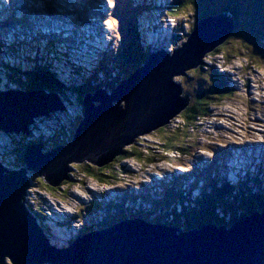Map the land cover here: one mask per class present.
Here are the masks:
<instances>
[{
    "label": "water",
    "instance_id": "1",
    "mask_svg": "<svg viewBox=\"0 0 264 264\" xmlns=\"http://www.w3.org/2000/svg\"><path fill=\"white\" fill-rule=\"evenodd\" d=\"M233 25L228 13L199 19L171 54L150 55L112 93L104 89L84 93L82 117L69 141L48 151L42 150V143L27 144L19 169L0 163V264L6 257L11 264H264V211L244 216L229 228L206 224L178 232L125 219L89 229L69 246L56 248L22 203L29 184L26 170L57 187L69 179L71 164L86 160L102 167L123 153L122 146L138 134L156 130L179 114L190 96L183 95L173 76L197 67L207 52L230 36ZM56 69H48L46 76L66 86ZM64 109L55 91L0 88V132L26 135L35 118Z\"/></svg>",
    "mask_w": 264,
    "mask_h": 264
},
{
    "label": "rangeland",
    "instance_id": "2",
    "mask_svg": "<svg viewBox=\"0 0 264 264\" xmlns=\"http://www.w3.org/2000/svg\"><path fill=\"white\" fill-rule=\"evenodd\" d=\"M132 1L133 6H136L138 11H130L125 17H130V19L136 23L138 33L143 36V39L140 37L141 46L152 48L153 43H155L159 47L158 49L162 48L168 51L169 49L172 50L174 47L180 46L186 40L185 37L192 27L191 20L194 16L193 10H190V12L185 10L183 12L184 15L173 17L167 15L162 7V5L165 6L168 0ZM112 2L113 0H111V5ZM77 5H79V3H77ZM79 8H82L81 5H79ZM132 12L134 16H131ZM106 22L108 26L111 25V29H115V19L111 18ZM12 28L15 27L12 26ZM24 29L25 28H19V30ZM104 29H106V25H103L102 30ZM140 30L142 33H140ZM19 32L22 33V31ZM177 34L182 37L177 38ZM14 36V38L17 39L15 34ZM2 39V35L0 34V85L13 86L11 83H13V76H16V73L13 70L14 68H11L13 66L11 65L12 63L18 60L19 65L23 66V63L27 60L36 62L45 59L43 57H34L32 52L24 49V47L19 49L18 46L9 43L7 39L2 43ZM64 40L66 42L71 39L67 37ZM116 43L117 36H112V40H110L108 45V48H111L109 50L110 52L115 53L114 47ZM243 46L246 45L243 44ZM108 54L110 53L105 52L101 55L105 58H109L107 57ZM255 56L258 57L254 59L258 67L252 68L249 66L245 69L242 66L246 63L242 58L235 59L231 56L229 61H224L217 55L216 59L219 60V63L215 62L213 65L218 70H223L221 64L230 62V65H228L224 71L226 72L227 70L228 73L233 76V82H235L237 91L230 98H224L220 103H216L217 105H212V115L207 119L198 120V127L192 128L186 126L188 128L186 132L188 138L186 142L183 141L182 143L185 146L188 145V150L179 153H172L171 151H169L171 153H165L161 149L159 143L162 142L166 133L153 130L136 136V138L139 137L141 140L137 145L139 148L144 149V153L152 158L151 161L147 162L144 159V161L139 162L135 158H126L119 162L131 171L128 181L127 179L124 181L118 171H114L113 173L115 174L111 173L110 175L113 176V178L111 177L110 180L105 183L95 181L92 177L80 175L77 169H70L67 174L72 178L71 180H63L57 187H51L42 182L36 172L26 170L29 184L25 188V204L33 211L38 210L36 212L40 214V217H36V219L41 220L39 223L44 229V222L48 223L53 221L52 219L56 221V211L59 213L66 212L67 217H69L67 225L62 224V221H60L57 226L58 232L60 231L63 237L66 238L74 237L75 234L73 233L76 231H87L84 228L85 226L89 227L97 222L101 224L105 221L113 222L109 213H107V209L98 210L97 208L109 201L117 203L119 201L117 198L122 195L125 196L122 197L124 200L123 207L121 209H119V205L116 207L119 210L118 212H122L123 215L117 213V216H130V212H135L137 210V213H142L143 211L147 212V219L152 220L156 218V214L158 213L156 209L158 207H154L149 201L142 202L139 196L145 195L144 198L149 199L148 197L150 195L153 199L155 198L157 201L160 200L161 202L162 198L159 196L163 189L161 186L164 183L168 186L165 190L166 192L163 191L166 195L178 194L176 197L180 195L186 197V195H189V198L192 199L196 198L200 191H211L209 182L205 179V177L209 175H211L213 179H216L218 183L217 188L223 186L224 183H228L227 174H223L227 171L224 170L222 166L233 163L234 160L231 158L238 155L236 152H233L235 146L244 149L249 144L248 140L250 139L253 142L258 140L264 148V53L257 50ZM34 58H36V60ZM52 59H55V65H57V69L55 70L56 74L60 80L66 84V87H69L70 84H74L69 91H65L59 95L62 97V101L67 100V102H64L66 107L64 110L58 111L50 117L42 116L39 119L40 125L37 123L38 129H33L30 135L19 133L11 136L0 132V160L6 167L17 169L18 166H23L22 154L28 141L41 139L45 142L42 150H50L53 144L63 143L60 137L64 136V141L69 140L79 118L82 116L83 110L81 111L80 106L76 103L77 95L75 92L82 86L80 85V77L78 76L92 75V67L94 63H96L94 61L95 59L88 60L82 54L68 51L63 53L60 52L56 56H53ZM104 62L107 64L108 60L105 59ZM139 62V59H134L132 57L131 61L125 62L124 67L112 69L113 73L111 72L107 78L112 75V77L117 75L122 76L124 74L127 75V73H129L128 71L132 70L136 66V63ZM205 62L209 65L206 66L203 71L198 70L193 74L188 71L182 79H180V75L173 76L172 79L177 83L179 82L183 95L187 93L189 96H195L196 91L194 88L200 86L201 83L199 84V82L209 83V81H211L209 70H211L210 66H212V63L208 60H205ZM71 70L78 76L70 77ZM94 74L96 78L99 79L97 81L103 84V81L106 80L103 70H101L100 73L96 71ZM118 83L119 82L116 84ZM120 104L122 105L123 102ZM176 116L177 115L172 118L174 119V123H178L179 121ZM180 122L181 121H179V123ZM183 130H185V128ZM182 135L183 131H180L179 138H181ZM175 140L174 138L173 142ZM50 141L53 142L50 143ZM132 142L124 144L122 148L129 146ZM191 142L194 145L192 144V146H189ZM210 148L214 150L213 155L210 154ZM146 149H148V152H146ZM246 155L247 153L244 154L245 158ZM163 156L172 158V161ZM211 157H216L215 163H213ZM12 163L16 164L17 167L13 166ZM176 163L179 165H175ZM85 164H89L88 161L84 160L76 163L79 170H81ZM180 164H182V166ZM235 168L238 169V167ZM194 169H197L202 177V179L197 177L198 187L197 183H195V185L193 183L194 186L188 185V181H185L184 177H181L177 179L182 183L180 192H174L171 188V180H169L172 175L177 176L181 171L194 173ZM208 170H210V173ZM218 170L223 174L220 180L217 179L215 174ZM232 171L235 172L234 169ZM146 186L151 188V191L150 189H146ZM192 188L197 189L192 191ZM196 192H198V195H196ZM131 197H136L134 203L131 202ZM137 202L142 203L136 204ZM141 210L142 212H140ZM160 211H163V208H161ZM50 215L54 218H46ZM58 216L60 217L61 215ZM230 217L231 215H224L227 222L226 227L228 228L233 224L232 221L228 222ZM44 218L46 219L44 220ZM71 219L74 221L72 222ZM83 225L84 227H82ZM203 225L204 224L201 226ZM57 230L55 229L56 233ZM63 237H61V235L55 236L59 243L63 242ZM4 262L5 264H11L7 257L4 259Z\"/></svg>",
    "mask_w": 264,
    "mask_h": 264
},
{
    "label": "trees",
    "instance_id": "3",
    "mask_svg": "<svg viewBox=\"0 0 264 264\" xmlns=\"http://www.w3.org/2000/svg\"><path fill=\"white\" fill-rule=\"evenodd\" d=\"M130 2L131 1L124 6L118 4L116 5L113 11V16L116 15L115 20L117 22V30H115V33H119L120 39L117 40L115 45V53L112 55L111 52H109L110 54L107 55L109 58L102 59L96 66L97 70H103L106 80L103 81V84H101L97 81L99 79L96 77L79 76V81L85 83L75 92L77 95L76 103L80 106L81 111V101L84 93L92 92V90L94 91L100 88L111 90L117 82L126 78L135 68L128 71L129 73H127V75H117L115 77H112V75L107 78L111 72L113 73L112 69L124 67L125 62L131 61L132 57L134 59H139L140 62H143L149 54V48H147L146 52L142 50L137 25L130 19V17H125L130 11H134L136 8L133 7ZM185 10L188 12L193 10L194 12V18L192 17L191 20L192 27L190 28V32L199 19L206 16H214L220 13L230 14L233 18L234 25L230 36L222 44L207 52L197 67L185 71L184 75H186L188 71L193 74L198 70H205L206 66L209 65L205 62V60L211 61L212 63V66H210L211 70H209L211 81H209V83L199 82V84L201 83L200 86L194 88L196 95H190L188 104L176 116L181 122L179 123L178 121V123H174V119H171L167 124L156 129V131L166 133L162 142L159 143L161 145V149L165 153H168L169 151L172 153H179L188 150V145L185 146L182 143L183 141L186 142L188 138V134H186L188 128L186 126L192 128L198 127V120L207 119L212 115V105H215L218 102L220 103L224 98H230L236 93L237 90L235 88V82H233V76H231L227 70L226 72L224 71V69L230 65V62H224L225 64H221L223 70H218L213 65L215 62L219 63V60L216 59L217 55H219L224 61H229L231 56L235 59L242 58L246 63L242 67L246 69L249 66L252 68L258 67L254 60L255 58H258L255 56L257 50L264 53V0H171L167 7V14L175 17L178 15H184L183 12ZM136 11L138 10L136 9ZM131 16H134L133 12L131 13ZM190 32L187 33L185 39ZM176 37L180 38L182 36L177 34ZM243 44L246 46H243ZM105 59L108 60L107 64L104 62ZM33 63L34 61L30 63H23V66H20L18 63L14 66L15 68L13 70L15 71L16 76H13V83H11L14 88L23 90L44 89L48 92H58L59 95L67 90L65 85H62L53 79L51 80L46 76V71L48 69L56 68L52 62L48 63L46 60H39L34 64ZM137 65L138 63H136V66ZM72 72H70V77L76 75ZM184 75H180V79H182ZM91 77L93 79H91ZM236 77L238 78L237 75ZM2 88L7 89V85H2ZM81 117L79 118V121ZM184 128L185 130H183ZM180 131H183L184 135H182L181 138H179ZM174 138L176 140L173 142ZM60 140L61 142H65L64 136L60 137ZM69 140H66V142ZM140 141L139 137L135 138L132 144L123 148V153L116 156L112 162L107 163L102 167H96L89 163L85 164L82 169L79 170L76 164H71L72 169H77L80 175L92 177L95 181L105 183H107L111 177L113 178V176L110 175L111 173L118 171V173L123 177L122 179L124 181L127 179L128 181L131 171L119 163L122 159L135 158L139 162L144 161V159L147 162L152 160L150 156L144 153V149L139 148L137 145ZM38 142L40 143L41 141L39 140ZM38 142L32 141L29 143ZM192 144V142L189 143V146H192ZM26 146L27 144L25 147ZM146 152H148V149H146ZM163 157L172 161V158H169L168 156ZM212 160L213 163H215L216 157H213ZM12 164L17 167L16 164ZM175 165L179 164L176 163ZM180 165L182 166V164ZM20 167L18 166L17 168ZM208 172L210 173V170H208ZM218 173L219 172L217 171L215 174L217 179L220 180L222 179V176L219 177ZM199 176L201 177V174ZM71 179L72 178L69 180ZM205 179L209 182L211 191H200L199 195L194 199L189 198V195H186V197L180 194L179 197H176L178 194L166 195V188H163L165 192L159 196L162 198L161 202L160 200L157 201V199H153L152 197L146 199L142 195V201H151L154 207H158L156 209L158 212L156 214V218H153L152 220L147 219V212H142V210L140 211L142 213H137V210L135 212L129 211L130 216H117V213L123 215L122 212H118L119 210L116 207L117 205H119V209L123 207L124 200L123 198H120L117 203L109 201L102 206H98L99 209H107L109 211H107V213H109L113 222L105 221L102 224L97 222L92 226H85V229L89 230L95 227H108V224L113 225L125 219H141L147 223L162 224L164 226L173 227L174 229L179 228L182 231H186L198 228L205 223H212L216 226L222 224L226 225L227 222L224 218L225 214L231 215L228 222H233L234 220L240 218L241 216H245L254 210H264V187L263 185L261 186V179L258 181L255 180L257 182L255 186H236L235 188L233 186H229L227 183H224L223 186L217 188V181L216 179H213L211 175L205 177ZM172 181L171 188L174 192L179 193L182 184L181 181L176 178H173ZM193 183L195 185L197 180ZM248 183L251 184L250 182ZM135 199L136 197H132L131 201L134 203ZM161 208H163V211H160ZM36 211L38 210H31V212H28L35 218L40 217V214H37ZM82 227H84V225Z\"/></svg>",
    "mask_w": 264,
    "mask_h": 264
},
{
    "label": "clouds",
    "instance_id": "4",
    "mask_svg": "<svg viewBox=\"0 0 264 264\" xmlns=\"http://www.w3.org/2000/svg\"><path fill=\"white\" fill-rule=\"evenodd\" d=\"M82 83V82H81ZM80 83V84H81ZM8 86H10V85H7V88H14L13 86H11V87H8ZM0 88L1 89H3L2 88V85H0ZM43 117H45V116H43ZM41 118V117H40ZM40 125V122H37V118L34 120V122L32 123V124H30V126H29V133L28 134H30V132L33 130V129H36L37 128V125L38 124ZM32 127V128H31ZM72 137V136H71ZM71 139V138H70ZM39 140H36V142H38ZM40 143H42L43 144V140H41L40 139ZM29 142H32V140L31 141H28V143L27 144H30ZM66 142V141H65ZM64 142V143H65ZM39 143V142H38ZM44 146V145H43ZM43 149V148H42ZM44 149H46V148H44ZM50 149H52V147L50 148ZM43 151H47V150H43ZM11 169H14V168H11ZM17 169H19V168H17ZM71 169H72V166H71ZM69 179H70V177H69ZM68 179V180H69ZM43 182V181H42ZM26 191L24 192V195H23V199H22V203H23V206H24V208H26V204H25V200H26ZM28 207V206H27ZM29 208V207H28ZM30 209V208H29ZM29 213V212H28ZM30 214V213H29ZM32 216V215H31ZM33 217V216H32ZM63 217V218H62ZM38 218V217H37ZM47 218H53L52 216H49V217H47ZM60 218H62V219H64L65 220V218H66V216L65 215H62L61 214V216H60ZM33 219H34V221H35V223H36V225L41 229V231H42V233H43V236L46 238V239H48V241H49V243L53 246V247H56V248H63V247H67V246H69V244L73 241V240H75L76 238H77V236H74V237H66V238H64L63 237V235L61 234V237H63L64 239H63V242H61V243H59V241L57 240V238H55V236L59 233L58 232V230H57V226H58V223H59V218H56V221H55V219H52L53 221H50V222H44L45 223V229H44V227L39 223V220H37L35 217H33ZM36 219V220H35ZM46 218H44V220H45ZM85 228V227H84ZM55 229L57 230V233L55 232ZM58 235H60V234H58ZM46 264V263H45ZM48 264V263H47Z\"/></svg>",
    "mask_w": 264,
    "mask_h": 264
},
{
    "label": "bare ground",
    "instance_id": "5",
    "mask_svg": "<svg viewBox=\"0 0 264 264\" xmlns=\"http://www.w3.org/2000/svg\"><path fill=\"white\" fill-rule=\"evenodd\" d=\"M80 5V4H79ZM79 5H77V7H78V10L80 11V8H79ZM0 6H1V2H0ZM85 6H86V2H81V7H82V10H84L85 9ZM24 8H22V10H23ZM25 10V9H24ZM74 10H75V8H73V12H74ZM26 11V10H25ZM35 14L33 15L34 17L36 16V17H39V15L36 13V12H34ZM12 28V27H11ZM20 28H24V27H20ZM44 28L45 29H47V26H44ZM49 28V30L51 29V27H48ZM12 29H14V28H12ZM19 31H24V30H19ZM13 42V41H12ZM53 46H55L56 48H59V45L58 44H53ZM110 50V49H109ZM101 52V51H100ZM104 52H108V51H104ZM168 53L169 54H171V52H170V49L168 50ZM54 72V71H53ZM104 73V72H103ZM120 83V82H119ZM118 83V84H119ZM118 84H116V85H118ZM112 91V90H111ZM110 93V92H109ZM112 93V92H111ZM39 119H40V116H38L37 117V122H39ZM171 126V125H170ZM36 129H38V128H36ZM28 135H30V134H28ZM169 153V152H168ZM237 169V168H236ZM234 173H236V171L234 172ZM36 220V219H35ZM162 225V224H161ZM111 225H109L108 227H110ZM162 226H164V225H162ZM165 227V226H164ZM97 228V227H96ZM98 229V228H97ZM89 231V230H88Z\"/></svg>",
    "mask_w": 264,
    "mask_h": 264
}]
</instances>
